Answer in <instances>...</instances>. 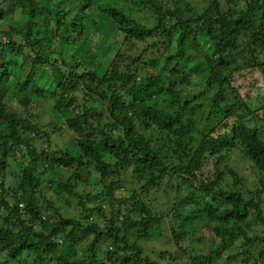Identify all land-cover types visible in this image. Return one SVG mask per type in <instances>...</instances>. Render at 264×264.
Wrapping results in <instances>:
<instances>
[{
  "label": "clouds",
  "instance_id": "clouds-1",
  "mask_svg": "<svg viewBox=\"0 0 264 264\" xmlns=\"http://www.w3.org/2000/svg\"><path fill=\"white\" fill-rule=\"evenodd\" d=\"M14 3L0 21V64L13 65L0 80V123L16 124L0 146L9 175L27 168L44 185L21 171L0 186V264H264V0H117L126 19L105 21L107 32L83 24L100 22L89 0H0V11ZM213 20L228 24L213 25L216 53L203 42L202 26ZM166 32L189 38L187 48L177 41L188 55L174 57L171 80L159 77L167 64L155 76L144 68L167 55L166 44L133 55ZM61 41L71 45L67 55ZM92 65L103 69L99 77ZM189 92L196 98L184 105ZM69 142L76 160L59 149ZM109 142L119 147L104 158ZM221 209V218L236 219L215 220ZM66 217L70 228L61 227ZM53 229L64 239L49 236ZM109 229L121 239L100 235ZM45 237L58 247L41 256ZM26 242L33 252L10 259Z\"/></svg>",
  "mask_w": 264,
  "mask_h": 264
},
{
  "label": "trees",
  "instance_id": "trees-1",
  "mask_svg": "<svg viewBox=\"0 0 264 264\" xmlns=\"http://www.w3.org/2000/svg\"><path fill=\"white\" fill-rule=\"evenodd\" d=\"M116 3H117V0H112V2H110V3L108 2L106 5L99 6L96 10H98L103 16L107 17L108 19H110L112 21L113 17H121V13L116 10ZM16 7H17V5L14 3L12 6V9H11V7L8 8L9 12L0 11V21L7 18L8 15L10 14V12L14 11ZM25 7H27V5H25ZM69 7H75V5H70ZM87 7H88V5H85V7L81 11H84ZM33 11H35V9H33ZM48 11L50 12V9H48ZM54 11H55V13L50 12V14L52 15V18L55 21V23L57 24V26L60 27L61 30H63L62 26L59 24V21L55 20L57 13H56L55 9H54ZM121 18L126 19V17H121ZM91 21H92V24L94 25L95 29L99 28V24H97V22L95 20H91ZM217 23H220L222 28H224L226 30L228 29L227 22L222 21V20H213V21H211V23H206L205 25L202 26L203 30H204V40H203L204 45H205V47L211 46V47H209V50L212 51L213 53H216L218 48L221 47L220 44H213V39H215V31H214L213 25H215ZM83 24H84V20H83ZM71 27L73 29L79 31L80 30V20L74 21L73 24L71 25ZM124 27H125L126 31L131 35L132 29L127 24H125ZM49 30H52V29L49 28ZM144 31H148V30L145 29ZM188 39L189 38L184 37L183 32H181V34L179 36L173 34L172 32H166V34H164L161 39L149 40L147 42V45H136V46H134V47L143 48L144 52L143 53L133 52V55H134V58L138 60V59H140V56L143 55L144 53H147L150 56L151 55V49L157 47V45H165L166 44L167 55L164 57H158L156 59H153L151 61V65H149V63H145L144 68L147 71L148 68L151 66V75L155 76L157 74V69H159V66L162 64H167V67L159 70V77L161 79H163L165 74L167 73L169 76V79L171 80L172 76L177 75L179 72V69L175 64L174 57H187V55H188V53L186 51H182L181 48L177 45V41H180L181 44L183 45V47L187 48L188 47ZM224 39L227 40V36H225ZM61 45H68L71 47V45L66 44L63 41H61ZM256 46L259 47L260 45L256 44ZM88 63H90V62L88 61ZM11 66H13L12 63L9 61H6V60L4 61V63L0 64V80H3L6 82L7 79L12 75V73L9 71V68ZM216 66L220 67L221 69H224L227 67L221 61L219 56H217ZM190 67L194 69L195 65H190ZM93 68L95 69L94 75L96 77H99L102 72L97 71L98 68H95V67H93ZM69 75H72V74L70 73ZM186 79L188 80V83H190V84L193 82L192 78H190V77H188ZM197 83H199V81H197ZM26 84H27V81L25 82V86H26ZM62 84H63V81H59V82H57L56 87H61ZM242 84H243L242 81H238L235 86H241ZM200 86L203 87V85H200ZM235 86H234V90H235ZM75 87H76V85L73 83L72 87L69 88L68 90L72 91L75 89ZM195 98H196L195 94L189 93L183 97V104L187 105V102L189 100H195ZM15 124H16L15 120H8L4 123H0V134H4V129L9 128V129H13V135H14L15 134ZM173 127H175V125H173ZM129 131L131 132V129ZM83 147H86V148L91 147L93 150L95 149L94 145H89L87 143H84ZM116 147H119V146L113 145L110 142L106 146H103L102 151H103L104 158H107V156L111 154L110 152H108L104 149H111V148H116ZM59 149H60V151L63 152L65 149H67V147H64V146L60 147L59 146ZM0 153H2V156H3V158L0 159V175H2V177H3V179L0 180V186H3L5 188V190L8 189L7 181L10 179H14V177L17 174H19V172H21V171L27 173V175L30 176L33 181L38 182L39 185H41V186L44 185V180H42L34 172H29L27 168H24V169L13 168L12 174L9 175V167H10L9 161L11 158L8 156L7 151H4L2 146H0ZM14 155H15V153H13V156ZM67 157L71 160H76L77 153H75V154L71 153L67 149ZM149 158L151 159V157H149ZM53 162L56 163V167L53 169V171H56V170L59 171L60 170V167H59L60 161L58 160V158L54 157ZM80 163L83 164V161H81ZM81 171H82V169H81ZM74 174L77 175L78 177L80 175L79 172H76ZM70 178L71 177H67V179H70ZM47 179L50 183L53 181V179L51 180V178H49V177ZM89 183L91 184V182H89ZM24 184L25 185L27 184V177H25ZM23 191L27 194V192L30 191V189L28 187H24ZM51 191L53 193L56 192V185L54 183L52 185ZM37 195H39V191L37 192ZM25 199H28L27 195H25ZM49 199H51V197H49ZM239 199L241 201H244L245 198L241 195L239 197ZM0 203L6 204V201L0 200ZM29 204H30V201H29ZM221 211H223V210L221 209V210H218L216 213H214L215 220L223 219V222L225 224H231V222L236 219V217L231 212H228L223 218H221V216H220ZM38 217H39V214H37L35 218H38ZM241 218L246 219V215L241 217ZM85 219H87V217H85ZM5 222H7V221L5 220ZM144 223L145 224L148 223L147 218L145 219ZM44 225H45V221L42 220L41 226L43 227ZM72 225H73V221H72L71 217H66L62 221L61 227L62 228H70V227H72ZM52 235L60 236L61 239H64L63 233L61 231H57L56 229H53V231L51 233H49V236H52ZM100 235L107 236L108 239H112L113 237H115L117 240L121 239V237H119L111 229H109L108 232L101 233ZM69 236L70 237L72 236L71 232L69 233ZM44 240L46 241V243H44V247L41 250V256H43L45 253H48V254L52 253L58 247V244L56 242H54L53 240L49 239V237H45ZM37 242H39V241H37ZM74 242H75L74 239H69L67 241V243L71 246L73 245ZM149 243H151V242H149ZM219 251H220L219 248L211 249V257L210 258L215 259L216 256L218 255ZM31 252H33V245L31 242H26L19 248L18 251L14 252L10 256V259L14 260L17 258V256H24L25 253H31ZM89 254H90V249H89ZM117 259H119V257H117ZM193 260H194V264H195V262L198 260V258L194 257Z\"/></svg>",
  "mask_w": 264,
  "mask_h": 264
},
{
  "label": "rangeland",
  "instance_id": "rangeland-1",
  "mask_svg": "<svg viewBox=\"0 0 264 264\" xmlns=\"http://www.w3.org/2000/svg\"><path fill=\"white\" fill-rule=\"evenodd\" d=\"M89 2H90V3L95 2V3H97L99 6H103V5H106L108 2H109V3L112 2V0H89ZM86 5H87V4H86ZM84 7H85V5H84ZM49 9H50V12H51V13H53V12L55 13V11H54V9H55L54 4H53L51 7H49ZM82 9H83V8H82ZM82 9H81V10H82ZM92 15H93L94 17H99V18H100L99 28H97V29L100 30V31H102V32H107L108 28H107V24L105 23V21H107L108 23H111L112 21H111L110 19H108L107 17L103 16L98 10H94L93 13H92ZM5 19H7V18H5ZM84 24H85V26H86L87 29H91V30H93V31L97 30V29L94 28V25L92 24V21L89 20V19H84ZM52 31H53V30H48L49 35L45 37L46 40H50V39H51V32H52ZM84 34L87 35V31H85ZM61 46H62V48H63V50H64L65 55H67V54L71 51V47H70V46H68V45H61ZM89 62H90V64H91V61H89ZM92 66L95 67V68H97L96 65H92ZM12 67H13V66H11V67L9 68V71H10L11 73H12V70H11ZM97 71L103 72V69L98 68ZM189 93H191V92H189ZM189 93H187V94H189ZM187 94H186V95H187ZM59 146H60V147H61V146L67 147V149H68L71 153H74V154L76 153V151H74V150L72 149L71 142H69L67 145L60 144ZM54 172H56L57 174H59L60 170H59V171L56 170V171H54ZM49 178H51V180H52V179L54 180V177H49ZM66 179H67V177H66ZM89 182L92 183V180H89ZM68 245H69V244H68ZM69 246H71V245H69Z\"/></svg>",
  "mask_w": 264,
  "mask_h": 264
},
{
  "label": "built area",
  "instance_id": "built-area-1",
  "mask_svg": "<svg viewBox=\"0 0 264 264\" xmlns=\"http://www.w3.org/2000/svg\"><path fill=\"white\" fill-rule=\"evenodd\" d=\"M55 238H56V241H57V242L60 241V240H62V239L60 238V236H56V235H55Z\"/></svg>",
  "mask_w": 264,
  "mask_h": 264
}]
</instances>
